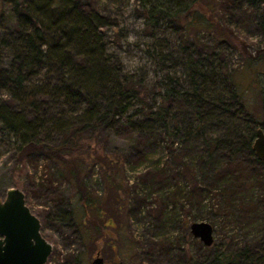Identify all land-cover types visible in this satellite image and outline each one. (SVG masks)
Listing matches in <instances>:
<instances>
[{"label": "rangeland", "instance_id": "rangeland-1", "mask_svg": "<svg viewBox=\"0 0 264 264\" xmlns=\"http://www.w3.org/2000/svg\"><path fill=\"white\" fill-rule=\"evenodd\" d=\"M176 1L182 6L195 3ZM211 2L222 26L232 33L201 32L193 36L191 32L188 38L182 28L164 17L147 24L141 0H61L62 5L91 3L108 24L104 42L113 75L110 73L109 82H104L92 73L81 78L61 70L52 60L42 67L35 66L27 76L29 84L38 90L48 80L51 85V95L43 105L47 116L39 134L42 145H56L64 125L79 124L78 112L86 107L84 103L72 104L79 87H86L103 110L118 76L117 82L137 89L142 101L130 103V116L137 110L155 112L165 91L172 87L171 78L178 80V97L171 102L168 131L153 124L150 135L144 138L149 147L140 141L141 146H136V137L123 126L101 125L97 133L85 134L86 141L101 154L82 175L84 189L103 210L100 219L107 224L101 232L95 231L90 222L77 227L70 219V212L81 214L82 210L74 203L76 192L65 173L40 151L18 162L14 137L0 127V199L10 187L24 193L26 204L40 220L41 234L52 246L46 264H72L78 258L93 264L96 252L103 257V264H171L168 260L183 264L175 259L180 250L188 252L195 262L219 264L216 251L240 252L245 246L257 256L264 255V170L254 166V174L245 171L248 188L244 183L245 188L235 190L225 181L213 182L212 177L205 176L207 165L212 169L227 165L231 156L240 164L235 162L229 169L235 171L232 180L241 177L238 170L243 171L250 161L242 153L232 156L229 151L238 147L243 135L255 133L261 126L264 131V54L256 60L249 58L257 50H264V31L259 25L264 8L242 2L240 9L233 5L226 9L224 0ZM203 3L201 0L195 4L198 11ZM30 31L29 25L17 27L12 7L0 0L1 66L9 69L20 65L15 58L23 52L22 41ZM46 35L49 44L43 46V52H49L53 45V35ZM242 43L248 55L242 53ZM192 63L199 70L195 80L205 97L224 96L222 81L231 78L245 107L256 117L254 122L227 120L219 112H212V118L204 122L194 121L191 102L184 101L195 88L191 82ZM102 68L99 65L91 70ZM62 92L68 96L63 97ZM0 100L12 102L3 90ZM142 117L145 115L135 118ZM142 151L150 157L145 162H139ZM112 159L114 164L109 166ZM155 168L162 173L159 179L153 176ZM107 171L115 173L118 183L107 179ZM114 187H119V194ZM94 217L97 219L95 211L90 210L89 218ZM200 221L213 227V243L209 246L190 232V225Z\"/></svg>", "mask_w": 264, "mask_h": 264}, {"label": "trees", "instance_id": "trees-1", "mask_svg": "<svg viewBox=\"0 0 264 264\" xmlns=\"http://www.w3.org/2000/svg\"><path fill=\"white\" fill-rule=\"evenodd\" d=\"M199 1L201 0H194L193 5L182 6L176 0H141V7L145 13L147 24L150 22L154 24L159 17H164L174 26L182 28L188 38L191 37L189 36L191 32H194L193 36L201 32L217 34L224 31L226 34L232 33L222 26L214 12L215 6L211 2L212 0H203L205 3L201 5L200 11H198L195 4ZM6 2L12 7L17 27L23 28L29 25L31 31L26 33L23 38V52L15 58L18 63L20 62V65L9 69L0 65V90L5 91L12 100L11 103L0 100V127L5 128L14 137V152L18 162L23 163L40 151L65 173L76 192L74 203H78L79 208L82 210L81 214H77L76 210L75 214L70 212V219L74 223L76 222L77 227L79 224L83 226L86 225L84 223L90 222L95 231L101 232L107 224L104 219H100L103 210L100 202L98 200L95 202L86 192L82 180L83 173L89 170L101 154L86 141L85 134L89 131L92 134L97 133L101 125L123 126L130 132L131 136L136 137L133 140L136 146H141L140 142H142L144 147H149L147 145L148 141L144 143L143 140L150 135L153 124H157L163 132H167L169 129L171 102L178 97V80L170 79L172 87L165 91L155 112L144 114L141 110H137L131 116L128 115L130 103L132 101H142L137 89L131 85L122 87L121 83L117 82L118 76H115L116 82L109 91L107 102L105 105L103 104V110L86 87H79L81 89L74 93L76 101L72 103L77 106L81 103L86 105V107L80 108L78 112L79 124L64 125L61 129L59 142L54 146H44L39 141V134L45 125L44 119L47 116V110L43 108V105L47 104L46 97L51 95V85L48 80L44 88L38 90L29 84L27 76L34 71L35 66L42 67L49 60H52L60 65L61 70L65 69L73 75L83 78L92 73L97 79L109 82V74L113 75V69L110 68V57L106 54L104 42V32L108 29V24L91 3L62 5L61 0H6ZM242 2L256 9H260V6L264 8L263 0H224L223 7L229 9V6L233 5V8L240 9L239 6H242ZM259 25L264 31V13L259 16ZM46 34L53 35V45L51 44L52 49H49V52H43L42 49L43 46L49 44V41L46 40ZM241 45L242 53L248 55L245 44L242 43ZM201 46L203 49L206 48L205 45ZM208 54L211 55L210 51H208ZM262 54H264V50L259 49L254 57L249 58H251L250 60H256ZM99 65L103 68L100 71L92 72L91 69ZM190 67L193 71L191 82L195 88L189 97H184V101L186 103L191 102L194 121L204 122L212 118V112H219L220 117H225L227 120L247 119L248 122H254L253 120L256 117H252L249 109L245 107V102L241 95L237 93L231 78L222 81L226 91L224 96L218 98L215 96L214 99H211L205 97L197 87L195 77L199 74L198 68L194 63ZM62 96L66 98L68 93L62 92ZM70 101L73 102L72 99ZM261 103L262 109H264V99L261 100ZM140 114L145 115V117L135 118ZM254 139L255 133L251 131L241 137V143L238 147H231L229 151L232 156L242 153L250 161V164L242 169L243 171L238 170V172H242L241 177L236 176L232 180L235 171L229 169L234 167L236 161L231 156L227 165L222 164L214 169L209 167L206 162L204 164L207 165L205 176L207 178L212 177L213 182L223 183L225 181L226 186L233 190H235L234 188L241 189L243 186L245 188V184L248 188L249 185L246 179L249 177L244 178L243 173L246 171L247 174H254L255 171L252 170L254 166L264 170V164L255 157L252 150ZM139 157V162H145L150 158L143 151ZM114 161L112 159L109 166L114 164ZM180 164L182 165V163ZM155 169L153 176L156 179L161 178L162 173H159L160 170H157V168ZM114 174L113 171L106 172L107 179L113 184H115L114 181L117 182ZM114 188L116 193L119 194V187ZM90 210L95 211L97 219L96 217L89 218ZM162 210L163 208H161ZM161 215L164 214L161 213ZM215 258L219 264H241L243 261H249L250 264H264V255H255L248 246H245L240 252L216 251ZM175 259L176 261L180 260L183 264H201L195 262L193 257L185 250H180ZM172 262L173 260H168V263L172 264ZM60 264L70 263L61 262ZM72 264H89V262L86 259L78 258Z\"/></svg>", "mask_w": 264, "mask_h": 264}, {"label": "water", "instance_id": "water-1", "mask_svg": "<svg viewBox=\"0 0 264 264\" xmlns=\"http://www.w3.org/2000/svg\"><path fill=\"white\" fill-rule=\"evenodd\" d=\"M252 150L264 164V131L260 128L255 132ZM40 228V220L26 204L24 193L17 187L8 188L0 199V264H46L52 246ZM190 232L206 246L213 243V227L208 222H193ZM92 263L103 264L100 252Z\"/></svg>", "mask_w": 264, "mask_h": 264}]
</instances>
